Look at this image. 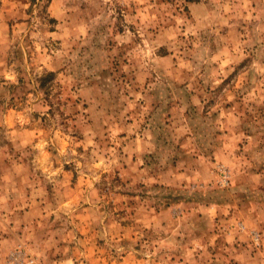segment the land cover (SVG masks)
<instances>
[{"label": "rangeland", "instance_id": "1", "mask_svg": "<svg viewBox=\"0 0 264 264\" xmlns=\"http://www.w3.org/2000/svg\"><path fill=\"white\" fill-rule=\"evenodd\" d=\"M0 264H264V0H0Z\"/></svg>", "mask_w": 264, "mask_h": 264}, {"label": "trees", "instance_id": "2", "mask_svg": "<svg viewBox=\"0 0 264 264\" xmlns=\"http://www.w3.org/2000/svg\"><path fill=\"white\" fill-rule=\"evenodd\" d=\"M188 1H194V0H188Z\"/></svg>", "mask_w": 264, "mask_h": 264}]
</instances>
